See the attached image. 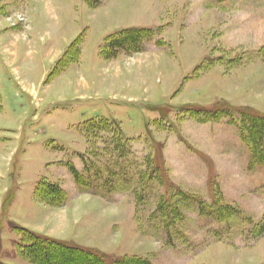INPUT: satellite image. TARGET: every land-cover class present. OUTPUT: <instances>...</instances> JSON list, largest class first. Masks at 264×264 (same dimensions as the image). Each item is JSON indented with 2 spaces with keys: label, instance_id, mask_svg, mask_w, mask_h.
<instances>
[{
  "label": "rangeland",
  "instance_id": "rangeland-1",
  "mask_svg": "<svg viewBox=\"0 0 264 264\" xmlns=\"http://www.w3.org/2000/svg\"><path fill=\"white\" fill-rule=\"evenodd\" d=\"M243 114L264 116V0H0V264H34L16 227L106 264H264Z\"/></svg>",
  "mask_w": 264,
  "mask_h": 264
},
{
  "label": "trees",
  "instance_id": "trees-1",
  "mask_svg": "<svg viewBox=\"0 0 264 264\" xmlns=\"http://www.w3.org/2000/svg\"><path fill=\"white\" fill-rule=\"evenodd\" d=\"M88 1L90 6L97 7L103 0ZM146 36H148V32L144 30H127L118 34L117 38L111 39L106 48L109 49L112 57L115 56L118 51L132 50L136 53L139 52L137 49L138 45L143 38H146ZM221 110L222 111L219 110V115L227 114L223 111V108H221ZM200 112H206L207 115L204 116L216 117V113H214L216 111L214 110L206 111L204 109H200L196 110L194 114ZM241 121L244 127V132L241 134V138L242 141H244L249 147L251 161L254 165L264 167V116L243 114L241 115ZM99 123L100 124L94 121L85 122L83 131L93 133L96 129L99 130V128L101 130L108 131L111 129L108 127L111 125L107 121H100ZM96 124H98V127H96ZM111 142L112 144L110 146L115 148V150L120 154L121 152L118 150L121 149V142L116 138H112ZM107 144H110V142ZM120 157H122V155ZM66 168L73 179H75V182H78L79 174L75 168L70 164H67ZM53 189L55 194H60V189L57 187L50 188L51 191ZM160 209L162 210L163 208L161 207ZM224 210H228V208H219L216 213L211 214V217L216 220H221V218H224L223 215H221V213H224ZM15 230L20 232L22 235L21 240L17 244L19 254L29 259L34 264H106L102 260L98 259L97 255L92 252L59 243L58 241L42 238L20 227H16ZM256 231L258 236L264 235V221L257 225ZM66 257H68L67 260ZM59 259L65 261L55 263L56 260Z\"/></svg>",
  "mask_w": 264,
  "mask_h": 264
}]
</instances>
